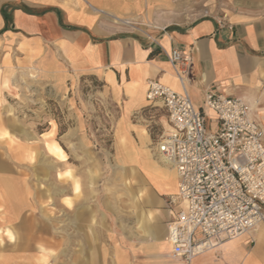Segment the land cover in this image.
Listing matches in <instances>:
<instances>
[{
	"label": "crops",
	"instance_id": "obj_1",
	"mask_svg": "<svg viewBox=\"0 0 264 264\" xmlns=\"http://www.w3.org/2000/svg\"><path fill=\"white\" fill-rule=\"evenodd\" d=\"M10 46L20 62L38 66L65 85L63 90L69 91L76 77L101 79L126 113L150 107L163 132L167 117L146 101V86L157 81L181 91L168 60L171 50H179L191 59L185 88L195 108L214 118L203 100L208 89H215L245 99L264 126V0H0V51ZM155 154L149 162L134 161V167L149 192L140 191L138 201L153 218L147 224L162 231V240L176 211L169 202L178 180L172 166ZM0 164V180L15 183L11 165ZM142 236L136 242L150 244L143 248L150 261L176 264L166 257L167 249L156 256L153 234ZM148 261L139 257L125 264H152ZM193 264H264V220L199 254Z\"/></svg>",
	"mask_w": 264,
	"mask_h": 264
},
{
	"label": "rangeland",
	"instance_id": "obj_2",
	"mask_svg": "<svg viewBox=\"0 0 264 264\" xmlns=\"http://www.w3.org/2000/svg\"><path fill=\"white\" fill-rule=\"evenodd\" d=\"M14 52L0 51V161L10 163L22 205L14 210L0 198V264H125L139 257L154 264L143 249L150 244L136 242L157 228L138 201L140 191L149 192L134 167L146 151L157 158L163 130L154 111L126 113L96 77H76L63 90ZM214 123L206 116L208 131ZM35 228L41 232H29ZM164 237L161 250H168ZM16 239L27 249L9 251Z\"/></svg>",
	"mask_w": 264,
	"mask_h": 264
},
{
	"label": "built area",
	"instance_id": "obj_3",
	"mask_svg": "<svg viewBox=\"0 0 264 264\" xmlns=\"http://www.w3.org/2000/svg\"><path fill=\"white\" fill-rule=\"evenodd\" d=\"M168 60L181 91L148 81L145 99L163 108L168 129L156 152L177 176L176 208L167 224L168 257L176 264H193L196 256L219 243L250 232L264 220V128L243 98L208 89L203 109L195 108L185 80L191 59L171 50Z\"/></svg>",
	"mask_w": 264,
	"mask_h": 264
},
{
	"label": "bare ground",
	"instance_id": "obj_4",
	"mask_svg": "<svg viewBox=\"0 0 264 264\" xmlns=\"http://www.w3.org/2000/svg\"><path fill=\"white\" fill-rule=\"evenodd\" d=\"M76 7V6H75ZM127 24H129V22L127 23ZM105 74V73H104ZM107 80H108V78H107ZM255 106V105H254ZM263 128H264V126H263ZM55 130V126L53 125V127H52V131H54ZM52 135V132H50V133H48V134H46L45 135V137H49V136H51ZM142 137L144 138V139H146V135H145V133L143 132L142 133ZM147 144V143H146ZM44 149V148H43ZM54 149V151L58 154V155H60V150L58 149V148H56V147H54L53 148ZM48 150H49V148H48ZM51 150V149H50ZM6 152V151H5ZM4 152V153H5ZM4 156V155H3ZM7 156V155H6ZM151 154H149V152L148 151H146V152H144L143 153V160L142 161H148L149 162V160H151ZM27 157L29 158V156H26V159H27ZM30 159V161H31V159L32 158H29ZM5 160V159H4ZM54 160V159H53ZM56 160V159H55ZM163 161V160H162ZM9 163V162H8ZM166 163V162H165ZM3 164V163H2ZM10 164V163H9ZM15 165H17V164H15ZM154 167H155V165H153ZM156 168V167H155ZM0 169H1V164H0ZM2 170V169H1ZM158 170V169H157ZM160 171H162L161 169H160ZM0 182L1 183H3V187H4V189L2 190L3 191V193L5 194V196H2V194L0 193V198L1 199H4L5 197H7V199H9L10 201H11V203L12 202H14V203H12V207L14 208V210H17V209H19L20 207H21V205H22V201H21V199L22 198H20V196H21V191L19 190V189H17V185L15 186V183L14 182H11V181H9V180H7V179H1L0 180ZM68 189H69V187H68ZM21 202V203H20ZM0 211H2V209L0 208ZM22 218V217H21ZM24 222V221H23ZM20 223V222H19ZM18 224V223H17ZM15 226V225H14ZM20 226H22V227H25V225L24 224H22L21 223V225ZM36 227V226H35ZM129 228V227H128ZM137 229V228H136ZM142 229L143 230H147V231H149V228L148 227H145V226H142ZM31 231H29V232H32V234L33 233H36V232H38V230L35 228V232L33 231V229H30ZM12 231V230H11ZM10 232V231H9ZM13 232V231H12ZM39 232H41L40 230H39ZM132 232V231H131ZM162 231L160 230H158V229H155L153 232H152V234H153V244L151 245V249L153 250V251H155V254L157 255L158 254V252L161 250V247H162V245H161V240H160V238H159V236L161 235L160 233H161ZM15 234V233H14ZM11 238V237H10ZM17 240L19 241L20 239H16L15 240V242L14 243H12V244H9L10 245V249H9V251H19V250H26L27 248L26 247H24V249L23 248H19V243H17ZM37 241L38 242H40V243H42V242H44V239H42V238H38L37 239ZM163 243H165L166 244V246H168V250H169V245H168V243H167V241H166V238L164 237V240H163ZM42 261H44V259L42 258L41 259ZM3 264H8L7 262H5V261H3Z\"/></svg>",
	"mask_w": 264,
	"mask_h": 264
},
{
	"label": "snow or ice",
	"instance_id": "obj_5",
	"mask_svg": "<svg viewBox=\"0 0 264 264\" xmlns=\"http://www.w3.org/2000/svg\"><path fill=\"white\" fill-rule=\"evenodd\" d=\"M71 206V204L69 203V207ZM9 237L12 236L11 232L8 233Z\"/></svg>",
	"mask_w": 264,
	"mask_h": 264
}]
</instances>
